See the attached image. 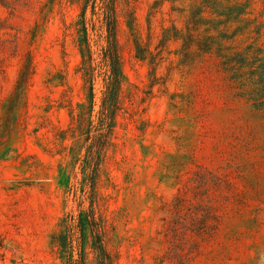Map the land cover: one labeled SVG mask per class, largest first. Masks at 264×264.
Returning a JSON list of instances; mask_svg holds the SVG:
<instances>
[{
  "label": "rangeland",
  "instance_id": "obj_1",
  "mask_svg": "<svg viewBox=\"0 0 264 264\" xmlns=\"http://www.w3.org/2000/svg\"><path fill=\"white\" fill-rule=\"evenodd\" d=\"M203 2L116 0L107 141L97 15L81 19L80 0L0 4V264H264V0ZM90 83L92 116L72 128Z\"/></svg>",
  "mask_w": 264,
  "mask_h": 264
},
{
  "label": "trees",
  "instance_id": "obj_2",
  "mask_svg": "<svg viewBox=\"0 0 264 264\" xmlns=\"http://www.w3.org/2000/svg\"><path fill=\"white\" fill-rule=\"evenodd\" d=\"M165 0H159V2H163ZM174 2L175 0H167ZM205 3L207 0H203ZM4 3V0H0V4ZM115 6L116 0H80V17L81 19H85L87 9L90 8L91 13L96 14L99 21L106 32V41H107V52L105 53V60L108 66L107 76L105 78V87L103 91V96L101 98L100 109L98 110L97 122L99 129H102L99 133V137H104L107 141L109 136L112 133L115 124V116L118 109V98L120 94V88L123 80L121 61L118 54V48L116 43V34H115ZM229 14H240L244 11V8L236 9L235 7L229 8ZM192 18L187 20L186 30L187 32L183 34L180 30L176 29L177 36L183 38L186 43L192 40V30L193 24ZM163 39H168V34L163 33ZM137 57L141 60L146 59V55L142 53L138 43L136 45ZM79 52L81 54L82 66L81 72L84 81L92 82L94 79V67L92 66L91 56H89V43H88V31L87 28L82 24V39L79 42ZM153 62L151 61V64ZM89 96H88V104L80 105V109L77 112H74V108H71V119H72V128H77L78 126H82L89 117L92 116L93 113V93H92V83L89 86ZM74 131V130H71ZM101 144L99 145L100 148ZM83 232L82 230L80 231ZM62 232H58L53 234L52 243L56 244L61 248L66 247V243L64 241ZM69 258H67L68 260Z\"/></svg>",
  "mask_w": 264,
  "mask_h": 264
}]
</instances>
